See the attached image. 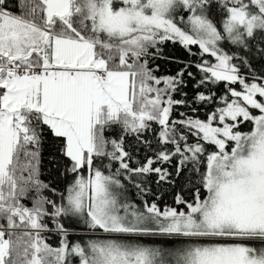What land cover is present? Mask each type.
Returning <instances> with one entry per match:
<instances>
[{
  "label": "snow or ice",
  "instance_id": "6c2138e0",
  "mask_svg": "<svg viewBox=\"0 0 264 264\" xmlns=\"http://www.w3.org/2000/svg\"><path fill=\"white\" fill-rule=\"evenodd\" d=\"M0 264H264V0H0Z\"/></svg>",
  "mask_w": 264,
  "mask_h": 264
},
{
  "label": "trees",
  "instance_id": "16d2710c",
  "mask_svg": "<svg viewBox=\"0 0 264 264\" xmlns=\"http://www.w3.org/2000/svg\"><path fill=\"white\" fill-rule=\"evenodd\" d=\"M12 4V0H10V6ZM161 54L160 57L156 59L153 62V65H159V72L158 75H168L173 74L176 70L178 65L174 62L176 60H188L191 59L189 57L188 52L178 43H172V42H166L164 45L161 46ZM193 51H196L195 47L193 48ZM257 67H261V65H257ZM183 109H181L182 111ZM118 133V130L116 132H110L109 135H116ZM129 143H132L131 140H129ZM62 157L57 155L56 149L51 144L46 145L43 158H42V179L45 181H51L58 187H63L64 181L62 177L60 176V169H61V163H62ZM181 185H186V182L182 179L180 181H177V186L173 189H169L163 196L162 200L159 201L161 206H163L165 203L169 205H173V198L176 192L180 191ZM153 188H155V185H153ZM130 199L135 200L137 203H139V197L135 195V189H131L128 193ZM183 195L186 199H191L193 195V190L189 189L188 187H185V191L183 192ZM52 242L55 243V238L53 237Z\"/></svg>",
  "mask_w": 264,
  "mask_h": 264
}]
</instances>
